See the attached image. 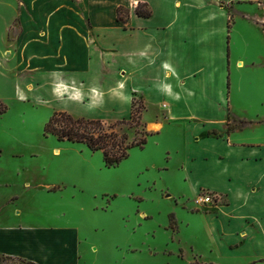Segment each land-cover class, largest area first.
<instances>
[{"label":"crops","instance_id":"0c3cea01","mask_svg":"<svg viewBox=\"0 0 264 264\" xmlns=\"http://www.w3.org/2000/svg\"><path fill=\"white\" fill-rule=\"evenodd\" d=\"M230 2L12 0L0 59L11 62L27 88L29 81H49L53 94L123 107L128 115L135 97L153 106L154 118L145 122L149 131L181 130L179 146L167 152L181 164L189 209L206 220L221 249L233 245L254 259L264 246V140L238 137L241 130L234 140L226 128L229 111L260 119L234 105L228 87ZM139 3L150 16L136 12ZM120 6L130 10L124 21ZM255 17L264 21V13ZM201 189L216 201H197ZM78 254L73 228L0 225V257L80 264Z\"/></svg>","mask_w":264,"mask_h":264},{"label":"rangeland","instance_id":"374dc122","mask_svg":"<svg viewBox=\"0 0 264 264\" xmlns=\"http://www.w3.org/2000/svg\"><path fill=\"white\" fill-rule=\"evenodd\" d=\"M11 1L0 0V35ZM230 1L228 87L234 105L260 119L229 111L226 128L234 140L236 130L238 137L264 140V21L255 17L263 15L264 0ZM237 59L243 61L238 69ZM11 65L0 59V100L8 107L0 115V225L73 228L80 264H264V246L254 259L233 245L221 249L206 220L189 209L181 164L167 152L179 146L180 128L153 132L143 147L107 167L101 151L46 134L45 125L56 110L116 123L130 118L127 108L53 94L49 81H29L27 88ZM143 112L144 122L154 118L153 106ZM116 124L129 141L140 137L128 124Z\"/></svg>","mask_w":264,"mask_h":264},{"label":"trees","instance_id":"16d2710c","mask_svg":"<svg viewBox=\"0 0 264 264\" xmlns=\"http://www.w3.org/2000/svg\"><path fill=\"white\" fill-rule=\"evenodd\" d=\"M118 19L124 21L130 14V10L124 6L118 8ZM136 12L142 16H150L151 11L144 3H139ZM146 108L144 101L133 99L132 111L128 120H120L116 123L128 124L129 128H135L140 134L139 138L129 141L127 132L117 130L116 123H107L101 118H88L74 115L65 110L53 112L45 125V133L53 134L59 140H68L81 143L93 151H101L107 167L118 165L128 157L129 150L135 146L143 147L148 137L152 134L147 130L146 123L142 120V112ZM7 105L0 100V115L7 111ZM4 264H34L24 260H16L11 257H0Z\"/></svg>","mask_w":264,"mask_h":264},{"label":"built area","instance_id":"2783aa9c","mask_svg":"<svg viewBox=\"0 0 264 264\" xmlns=\"http://www.w3.org/2000/svg\"><path fill=\"white\" fill-rule=\"evenodd\" d=\"M197 201L201 203H213L216 201L215 196L210 192L199 193Z\"/></svg>","mask_w":264,"mask_h":264}]
</instances>
